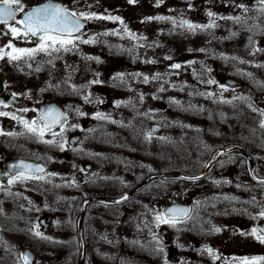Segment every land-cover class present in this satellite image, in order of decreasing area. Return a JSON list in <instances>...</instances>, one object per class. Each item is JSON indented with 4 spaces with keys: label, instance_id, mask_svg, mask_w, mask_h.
<instances>
[{
    "label": "flooded vegetation",
    "instance_id": "1",
    "mask_svg": "<svg viewBox=\"0 0 264 264\" xmlns=\"http://www.w3.org/2000/svg\"><path fill=\"white\" fill-rule=\"evenodd\" d=\"M161 1L20 0L19 5H13L14 19L0 24L3 257L19 258L24 264L22 251L29 249L38 264L39 252L34 246L47 238L42 246L49 249V255L44 258L53 264H78L80 260L98 264L99 257L118 264L125 257L136 259V264H142L140 259L147 264H264V243L257 239L264 236V93L259 92L255 100L250 95L251 84H264L262 45L245 44L241 56L233 48L218 55L228 72L219 76V67L210 68L215 74L210 94L202 98L204 90L195 91L200 106L191 109L183 103L179 113L171 108V82L180 85V98L185 99L187 81L202 88L200 80L207 75L203 64L191 63L174 76L169 75L170 63L160 64L156 72L167 71L163 80L146 71H141L140 79L135 78L127 65V75L115 79V88L121 89L115 90L110 105L117 100L121 110L129 107L127 111L133 109L136 116L153 114L160 119L167 113L163 118L166 128L156 122L158 119L149 125L152 135L165 130V138L133 141L132 149L153 154L150 157L127 156L125 148L116 158L107 157L114 161L109 166L108 161L102 163L98 186L89 176L94 165L75 158L82 133L97 128L95 116L105 109L103 102L89 99L86 91L90 71L106 81L99 69L107 51L118 50L126 56L157 47L156 51L169 59L167 44L150 42L160 35L161 27H149L154 14L159 13L160 3L163 10L169 7L170 0ZM44 7L77 14L75 19L82 27L70 37L73 43L66 46L67 51L49 48L31 57L13 52V48L39 47V34L14 37L9 28L23 33L25 29L15 21ZM129 9L133 11L127 12ZM9 53L20 58L10 60ZM185 58L186 62L192 59L191 55ZM252 63L262 75L250 73ZM110 89L105 88L103 97ZM159 99H163L161 106L156 105ZM204 99L209 107L203 106ZM50 109L54 111L49 113ZM44 112L56 121L53 127L44 128ZM177 114L179 124L172 128V116ZM33 121L36 131L29 130ZM151 125H156L155 132ZM42 128L43 136L39 134ZM26 161L42 164L44 172L22 171ZM109 169L117 174L108 177ZM139 174L145 175L135 181L133 177ZM176 174L200 177L187 180ZM153 175L158 176L135 188ZM119 178L133 184L123 187ZM126 193L130 194L124 197ZM118 198L123 200L112 201ZM32 218H37V232L27 227ZM126 220L132 232L122 231ZM100 221L110 226L99 229ZM126 236L128 250L122 246ZM11 243L20 247L19 253L4 247Z\"/></svg>",
    "mask_w": 264,
    "mask_h": 264
},
{
    "label": "rangeland",
    "instance_id": "2",
    "mask_svg": "<svg viewBox=\"0 0 264 264\" xmlns=\"http://www.w3.org/2000/svg\"><path fill=\"white\" fill-rule=\"evenodd\" d=\"M159 1L162 2L161 0ZM160 5L161 8L159 13H155L153 16L154 23L156 24L152 23V25L149 26L152 28L161 27L160 35L156 34L154 39L155 41L152 40L150 42L167 44L170 47L169 59L166 58L164 53L161 51H156L158 50L157 47L151 52L139 49L140 51L134 53L129 52L131 55L126 56H122L118 50H110L107 51L105 60L104 62H101L102 66L99 69L102 74L106 75V81L100 77H96V72L90 71V78H88L89 83L87 85L86 92L89 99L92 101L93 99H96L95 101L98 103L103 102L102 104L105 109H102V111L95 116L97 128H87L82 133L83 138L78 144H76L75 148H77V150H75L74 153L75 158L81 160L86 159L94 165L95 169L93 172L89 173V176L90 178H95L96 186L99 185L98 183L101 181L98 180L103 176V172L100 170L102 163H104V161H108L107 166H109V163L114 161L107 160V157L111 156L116 158L121 149L124 148L127 153L125 155L127 156L134 157L137 155L142 157L144 155V157H150L153 154L147 152L145 154H143V152L138 154L136 150L132 149L133 141H153L163 140L165 138V130L164 132H160L156 135H152L149 132L150 123L155 122L154 120L158 119L156 115L149 114V116H136L133 113V109L131 111H127L129 107L121 110L119 105L120 103L117 100L110 105L111 99H115V90L121 89L118 87L115 88V79L119 75H122L123 73L125 74L127 65L131 66L128 71H131L135 78L138 77V79H140L139 74L141 71H146L148 75L158 78L159 80H163L165 79V76L167 78V71L161 70L160 72H156L162 64L170 63L169 75L171 76H174L176 72L179 75L178 70H182L191 63L194 64L195 62L196 66L198 63L203 64L204 69L207 70V75L203 80H200L202 82V88L197 89L194 81H187L185 87L188 98L187 96L185 99L180 98V85L177 83L173 84V82H171L173 92L171 94V108L175 109L176 112L179 113L183 103L185 104V107L191 109L198 108L200 106L197 102L198 97L195 91L204 90L205 93L202 98H207L205 94H210L212 89L211 83L214 81L212 80L214 73L210 68H213V66L219 67L220 72L222 71V74L219 76L228 72L227 65L220 63L218 55L221 57V54H228L227 51L233 48L236 50L235 53H239L241 56L244 45L249 43L252 45H262L264 50V2H262V0H170L169 7L164 10L162 8V3H160ZM130 11L133 10H127V12ZM209 13L212 15L210 16ZM236 17H239V20H237ZM188 24L198 27L190 29ZM210 24L213 26L208 27ZM161 30H164L162 36ZM186 55H191V61H185V57H187ZM251 60L253 61L254 59L252 58ZM177 65L179 67H176ZM250 73L257 76L259 74L262 75L258 65L255 63H252ZM254 80L255 78L251 82ZM109 87L111 89L107 90V96L103 97L105 88L109 89ZM253 87L254 89H252ZM251 89V99L255 100V96L259 92L264 93V84H260V87H257V84H251ZM203 101V106L209 107V103H207L208 100L204 99ZM162 103L163 99L156 101L157 106H161ZM148 107L151 108V103L148 104ZM165 114L167 113L161 115L160 119H158L159 121H156L162 125L163 128L168 126L163 120ZM179 118V114L172 116V128L178 126ZM134 128L137 129V132L133 130ZM108 173V177H112L111 175L114 176V174H117L113 173L111 169L108 170ZM144 175L139 174V176H135L133 179L135 181H139ZM119 180H121L123 187L133 184V182L127 181V179L124 178H119ZM36 219L37 218H32L27 225V227L30 226V228L35 232L38 230ZM108 223L100 221L97 227L99 229L101 227V229H105L107 226H110ZM131 228L132 227L126 220L122 231L125 232L129 230L132 232L133 230H131ZM44 236L47 237L48 235H43V237ZM46 241L47 238H43L39 242H42V245H46ZM122 241L123 248L128 250V236L123 238ZM42 245L38 244V246H34L39 252L37 263L53 264L51 259L44 258V255H49L47 252L49 249L44 248ZM1 247H3V245L0 244V250ZM4 247H7V250L11 252L15 251L19 253L20 250V247L15 243L8 244V246L4 245ZM1 252L2 251H0V264H22L19 258L16 260L9 259L3 257ZM136 262V259H126V257L119 261L120 264H136ZM139 262L147 264L146 260L142 261L140 259ZM98 264L118 263L114 262V260L99 257Z\"/></svg>",
    "mask_w": 264,
    "mask_h": 264
},
{
    "label": "snow or ice",
    "instance_id": "3",
    "mask_svg": "<svg viewBox=\"0 0 264 264\" xmlns=\"http://www.w3.org/2000/svg\"><path fill=\"white\" fill-rule=\"evenodd\" d=\"M129 2L131 3L133 0H129ZM262 2H264V0H262ZM19 3L20 0H0V24H8L10 20L14 19L16 9H14L13 5H19ZM19 10L23 11L22 7ZM76 15L75 12L69 13L59 7L34 8L31 12L25 14L22 19L15 21L16 24L25 29L23 33L16 27H10L9 30L14 37H19L21 35L27 36L29 34L31 36H37L39 34L40 45L37 49L30 50L13 48V52L31 57L36 52H47L49 48L53 51H59L61 48L67 51L68 48L66 46L73 43L70 37H72L74 32H79L82 27L79 20L75 19ZM81 15L84 19L90 18L83 14ZM209 15L211 16L212 14L209 13ZM98 18L102 19V17ZM236 19L239 20V17H236ZM212 26V24L208 25V27ZM188 27L192 29L198 26L188 24ZM57 45H59V47H57ZM9 47H11V45H9ZM8 56L10 60H17L20 58L19 55H12L11 53H9ZM176 67L179 66L177 65ZM145 79H147V77ZM52 111L54 110L50 109L49 113ZM0 115L4 114L0 113ZM44 119H47V117H44ZM35 124L36 121H33L32 126L29 127L30 131H36ZM50 127L51 125L47 123L44 125V128ZM262 127H264V124H262ZM44 128L40 129L39 134L41 136L44 135ZM61 130L63 131V129ZM53 135H55V133ZM37 171L42 172L43 169H37ZM261 215L264 216V213H261ZM159 218L160 217H157V219ZM253 234H255V230ZM257 239L264 243V236H257Z\"/></svg>",
    "mask_w": 264,
    "mask_h": 264
},
{
    "label": "water",
    "instance_id": "4",
    "mask_svg": "<svg viewBox=\"0 0 264 264\" xmlns=\"http://www.w3.org/2000/svg\"><path fill=\"white\" fill-rule=\"evenodd\" d=\"M44 117H47V119L44 120V125L47 123L49 125H51V127H53L55 124H56V121L52 118V116H49L46 112H44ZM50 127V128H51ZM157 129L156 125H152L151 126V131L152 132H155ZM37 169H43L42 172H44L45 168L42 164H35V163H32V162H29V161H26V162H23L22 163V167H21V170L26 172V173H34V172H39L37 171ZM42 172H39V173H42ZM158 175H153V176H148L146 177L143 181H141V183H139L137 185V187L143 185L145 182H147L149 179L153 178V177H156ZM169 176V175H168ZM177 177L179 178H187V177H184L180 174H177ZM193 178H198V177H193ZM129 193H126V195H124V197L128 196ZM123 197V198H124ZM123 198H118V199H112V201L114 202H120L121 200H123ZM88 201H85L84 203H86ZM22 260L25 264H34L33 261H34V255H32L31 251L29 249H24L22 251ZM78 264H82V260H80L78 262Z\"/></svg>",
    "mask_w": 264,
    "mask_h": 264
}]
</instances>
